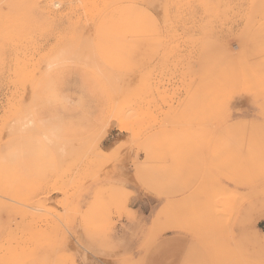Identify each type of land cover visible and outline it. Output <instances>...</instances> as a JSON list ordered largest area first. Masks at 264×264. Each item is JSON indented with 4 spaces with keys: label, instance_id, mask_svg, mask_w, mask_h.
<instances>
[{
    "label": "rangeland",
    "instance_id": "374dc122",
    "mask_svg": "<svg viewBox=\"0 0 264 264\" xmlns=\"http://www.w3.org/2000/svg\"><path fill=\"white\" fill-rule=\"evenodd\" d=\"M0 264H264V0H0Z\"/></svg>",
    "mask_w": 264,
    "mask_h": 264
},
{
    "label": "bare ground",
    "instance_id": "6f19581e",
    "mask_svg": "<svg viewBox=\"0 0 264 264\" xmlns=\"http://www.w3.org/2000/svg\"><path fill=\"white\" fill-rule=\"evenodd\" d=\"M96 203V202H95ZM96 205V204H95Z\"/></svg>",
    "mask_w": 264,
    "mask_h": 264
}]
</instances>
